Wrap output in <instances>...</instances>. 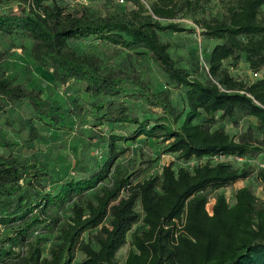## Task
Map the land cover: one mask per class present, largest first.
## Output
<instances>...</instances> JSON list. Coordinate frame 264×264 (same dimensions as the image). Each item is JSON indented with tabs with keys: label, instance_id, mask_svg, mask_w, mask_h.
Returning a JSON list of instances; mask_svg holds the SVG:
<instances>
[{
	"label": "trees",
	"instance_id": "16d2710c",
	"mask_svg": "<svg viewBox=\"0 0 264 264\" xmlns=\"http://www.w3.org/2000/svg\"><path fill=\"white\" fill-rule=\"evenodd\" d=\"M128 1L134 9L100 16L65 0H0V39L30 40L31 61L56 85H82L96 108L105 111L104 121L134 128L127 136H108L103 164L83 178L54 180L51 166L35 157L0 158V264H75L79 255L78 264H119L118 253L130 234L124 264H264V200L241 188L233 205L219 194L208 211L211 192L252 176L264 191V167L238 169L207 161L192 171H176L169 164L161 176L137 182L139 175L120 161L129 154L128 142L150 140L166 144V151L184 163L264 153V76L246 84L225 67L227 61H242L252 73L264 70V0H235L221 20L202 21L204 36L220 42L207 58L212 78L207 82L178 66L160 33L182 32L162 21L211 0ZM88 39L118 47L128 57L151 58L171 85L186 90L182 103L175 105L169 92L154 93L132 64L113 66L69 45ZM125 84L146 94L155 118L141 120L128 107H115L125 97ZM17 102L29 103L51 129H66L67 117L57 102L44 100L1 70L0 115ZM237 116L256 119L255 131L250 128L236 140L214 128L219 120ZM14 147L0 138L1 149ZM139 223L143 228L134 230Z\"/></svg>",
	"mask_w": 264,
	"mask_h": 264
},
{
	"label": "rangeland",
	"instance_id": "374dc122",
	"mask_svg": "<svg viewBox=\"0 0 264 264\" xmlns=\"http://www.w3.org/2000/svg\"><path fill=\"white\" fill-rule=\"evenodd\" d=\"M235 0H211L202 3L198 10H189L183 7L174 20L162 21L163 25L177 24L182 32L166 31L160 33L161 40L170 45V54L179 67L185 69L193 78L203 82L209 81V66L207 58L215 45L220 42L208 39L204 36L202 21L221 20ZM72 8L88 7L100 16L111 15L116 10H132L133 3L124 0H65ZM145 6H151V1L143 2ZM71 49L80 55L94 54L113 66L133 65L142 76V79L152 87L156 94L169 92L175 105L182 103L185 89L171 85L167 76L149 58L128 57L122 49L101 43L94 39L70 41ZM32 42L28 39L4 36L0 39V71L6 75H14L18 83L28 90L40 93L44 100L57 102L66 114L63 131L51 129L39 119L27 102H17L0 115V138L9 140L15 144L12 150L0 148L2 156L13 155L22 159L39 158L51 166V174L54 180L63 178L86 177L103 164L108 136L114 134L127 136L133 131V127L126 124H112L104 121L105 111H99L94 102L85 93L80 84L70 83L59 86L54 83L52 76L35 66L30 59ZM225 67L231 76L240 82L249 84L256 79L252 70L245 62L234 64L225 62ZM264 76V70L260 73ZM125 97L117 100L115 107H128L129 114L141 120L153 119L156 114L147 104L143 92H139L132 84H125ZM143 93V94H141ZM223 128L234 139L257 127V121L251 117L237 116L232 120H219L214 128ZM255 133V132H254ZM257 136V135H256ZM262 141V135H258ZM129 154L122 158L125 167L132 174L139 175L137 182L150 177H159L163 168L172 164L177 171L185 167L193 170L196 166L206 162V159H193L188 163L178 160L176 154L166 151V144L150 140L146 143L128 142ZM251 164H234L235 168L244 169L249 166H259L264 161V153L255 155ZM262 162V163H261ZM241 188H249L259 201L264 200V191L257 179L252 176L232 186L210 193L211 211L215 198L224 194L230 205L235 203V195ZM138 212L143 216L140 205ZM143 223H139L134 230L142 229ZM131 234L127 244L118 253V263L124 264L131 250ZM82 259L79 255L75 264Z\"/></svg>",
	"mask_w": 264,
	"mask_h": 264
},
{
	"label": "built area",
	"instance_id": "2783aa9c",
	"mask_svg": "<svg viewBox=\"0 0 264 264\" xmlns=\"http://www.w3.org/2000/svg\"><path fill=\"white\" fill-rule=\"evenodd\" d=\"M120 3H124V0H120ZM253 77L255 79L261 78L260 73H253ZM210 162L212 164H217V163H230V164H251L252 161L250 158L247 157H233V156H226V155H221V156H215L213 158H206V162ZM259 167L262 168L264 167V162L262 164H259ZM211 202V201H210ZM210 204V203H209ZM209 213L211 214V211L208 209Z\"/></svg>",
	"mask_w": 264,
	"mask_h": 264
}]
</instances>
